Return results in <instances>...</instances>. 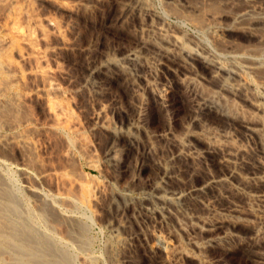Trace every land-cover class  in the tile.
Wrapping results in <instances>:
<instances>
[{"label":"bare ground","instance_id":"1","mask_svg":"<svg viewBox=\"0 0 264 264\" xmlns=\"http://www.w3.org/2000/svg\"><path fill=\"white\" fill-rule=\"evenodd\" d=\"M69 1L0 0V64L3 67V71L0 69V128H6L4 130L11 135L0 141L7 148L8 145L25 148L24 153L28 149L29 158L35 157V178L64 183L66 179L74 178L70 165L75 155L84 157L89 167H99L96 146L88 133H113L109 118L112 104L107 106L110 100L104 103L100 99L105 92H102L104 81L124 79L133 94L147 93L158 101H166L173 93L169 84V80H173L188 91L193 107L189 127L182 133V138L171 131L157 136L173 147L165 161L158 160L159 184L141 187L134 193L127 189V198L117 191L106 193L100 184L91 193L82 188L79 181L74 191L77 193L75 198L52 196L59 202L72 199L89 206L93 202H101L102 197L108 194L111 203H118L119 199L123 201V206H117V216L126 215L130 222L140 219L153 223L155 230L166 224L165 229L153 232V243L156 250L167 257L166 264H181L187 258L204 264L197 253L207 245H216L222 239L230 238L233 234L228 227L236 222L252 224L250 240L257 247H264V0H166L169 12L196 24L202 30L200 32L208 33L212 45L203 38L201 41L198 34L186 37L185 32L172 26L149 0H110L118 6L117 21L130 25L134 40L124 49L102 50L93 61L88 58L89 62L78 78H74L64 66L61 55L68 50L87 49V45L86 48H75L73 20H76L81 6L102 0ZM46 3L61 13L60 18L47 13ZM29 4H32L31 8L33 5L41 8L28 12L26 5ZM237 36H244L249 43L237 41ZM79 96L94 102L86 118L87 126L79 115L82 108L77 109L79 113L72 109L74 98ZM230 103L236 107V113L226 110L225 105ZM30 104L35 105L37 119H31L32 114L28 112ZM141 105L143 103L138 102L136 106L141 109ZM213 116L221 120L218 129L207 126L209 123L212 127L217 124ZM137 122L133 118L128 121L130 132L142 133ZM33 134L42 138L44 144H48L50 135L57 138L62 144L61 150L58 149L61 162L54 166L50 161L48 163V159L40 155L43 143L40 145ZM196 141L203 143V149L196 145ZM112 144L106 148V157L110 158L115 153ZM153 145L150 138L146 140L148 152L155 149ZM26 155H22L23 158ZM211 156L216 158L218 171L208 172L195 183L178 176L171 166L176 161H184L194 169L202 170V162ZM144 173L145 165L142 163L137 174L130 177L131 185L138 182ZM67 183L64 187L60 186L61 183L59 186L63 189ZM28 190L32 196L38 192L33 183H29ZM7 192L0 191V249L11 245L21 264H39L46 253L42 254L37 249L38 245L36 249L33 245L43 246V236L29 239L32 234H26L31 220L16 226L7 219L16 211L14 200ZM68 195L72 196V193ZM217 200H224L225 204L217 205ZM49 204L53 213L61 210L58 202L57 209L54 206L52 209L53 202ZM127 209L132 213L128 215ZM115 220V230L125 235L126 248L133 240L143 244L149 242L148 234L141 228L127 233L125 223ZM167 222H171L172 229ZM56 261L55 258L46 260L48 264H57ZM63 262L61 264L68 263ZM122 262L118 260L116 264Z\"/></svg>","mask_w":264,"mask_h":264},{"label":"rangeland","instance_id":"2","mask_svg":"<svg viewBox=\"0 0 264 264\" xmlns=\"http://www.w3.org/2000/svg\"><path fill=\"white\" fill-rule=\"evenodd\" d=\"M63 1L64 3H67L68 0H62V2ZM109 1L110 0H102L97 4H86L85 6H81L77 12V17L75 18L76 20H73L75 25V48H86L87 45V49L85 51L68 50L63 53V56L61 55V58L64 59L65 62L64 66L68 68L70 74L73 77L75 76L74 78L80 77L83 68L88 64L89 59L90 61H93L95 58H98L102 50L118 51L129 46V44H131L130 42L134 40V34L132 33L133 30L130 25L121 24L116 19L119 14L117 4L114 1ZM149 2L152 6H154L155 10L159 14L161 13L160 15L167 18L172 26H177L182 31H184L186 37L192 36L191 34H193L194 36L198 34L197 37H201V41L203 38V41H208V44L211 43L210 45L213 44L211 36L208 33L200 32L202 30H200L196 24H193L186 19L185 21L182 16L181 17L183 19L180 18V16L169 12V9H167L168 7L166 4V0H149ZM31 5L32 4L26 5L28 6V8H26V10L28 9V12L30 10V12H32L34 9L39 11V9L41 8L36 5H33L31 8ZM46 7V11L48 14H54L53 16L56 17H59L61 15L60 12L55 10L53 5L47 4ZM235 39L245 44L249 43L244 36H237L235 37ZM9 56L12 59L11 54ZM0 69H3L1 64ZM169 84L173 88L171 97L166 101H158L153 96L147 93H140V95L133 94L132 91L126 86L124 79L104 81L102 92H105L102 93L100 99L102 102L104 101V103L110 100L111 103L107 102V106L112 104L110 106L111 108L109 107V118L111 119L113 133H88L90 140H92V142L96 146L95 155L97 160H99V167L95 169L89 167L86 164L84 157L82 158V156L78 157L77 155H75L76 157L74 156V159L71 160V162L73 163L70 162V168L74 173V176L72 177L74 178H68V181L67 179L66 182L64 181V183L72 182L73 179V184L67 183L65 188L63 189V181L56 183L55 181H41L38 178H35L37 173V168L34 167L35 157L34 159L32 157L29 158L30 155L28 156L27 153L30 154V152L28 151V149H26L27 152L24 153L25 148L23 149L21 147L19 148L12 145H10L11 147L8 145L7 148V146L0 141V191H2V189L5 192L8 191L7 194H9L11 196L10 198L14 200L13 202L16 206V211H13V214H10V217H7V219L15 223L16 226L20 224L23 225L27 220L28 221L26 223H29L31 220L28 226L30 227V229H27L28 233L26 234H32V236L29 235V239L32 240V238L35 237L39 239L41 236L45 238L44 239L43 237H41V239L43 240V246L39 244L33 245L35 249L37 245L38 247L41 246L40 248L37 247L38 251H40L42 254H44V252L46 253L45 257L43 256L44 260H40L41 262H39V264H48L46 260H52V258H55L57 260V264L64 263V260L65 262L68 261V263L66 262V264H116L118 263V260L119 262L123 261V264L168 263L167 257L161 252L157 251L153 243L155 239V234L153 233L155 230L153 229V223L151 224L150 222H144L140 219H137L136 221L132 220L130 222L127 219L126 215L117 216V206L121 205L123 201L119 199L118 203H111L110 197L107 196L108 194L115 193L116 191V193L120 192L123 193V195L125 194L127 196L129 195L127 189L132 190V192L134 193L137 192V190L141 187L148 188L152 185H155L154 183H160L158 160L160 162L165 161L173 147L168 142L157 139V136L165 131H171L177 137L182 138V133H184L186 128L189 127V121L193 107L191 97L188 91L183 86L177 84L173 80H169ZM85 98L86 97L84 96L74 98V102L76 104L73 103L72 109L74 113H79V111L81 110V113H79V115L81 114L80 117H82V120L85 119L84 121H82V123L85 122L84 125L87 126L86 118L88 113L92 109L91 107L94 102L90 100L88 101L87 98ZM138 102L143 103V105H141V109L137 107ZM228 104L225 105V107L227 108L226 110L230 111L231 113L233 111L236 113V107H234L231 103L230 105ZM117 105H120L122 108ZM83 107L86 109V111ZM79 108L82 109L77 110ZM28 109L29 114H32L30 115L32 116V118L30 116L29 117L31 119H37L35 105L30 104ZM238 114L241 115L242 113L240 114L239 112ZM38 118H40L41 120L40 116H38ZM131 118L139 121L137 123H139V126H141L142 133H136L132 130L131 132L129 131V129L127 128V123ZM212 119L214 123L217 124H213L212 127V124L209 123L207 124V126L218 129V125H221V120L218 118V116H213ZM230 124L234 125L235 122H231ZM4 129L6 128H0V140H4L5 138L7 139L11 136L8 130ZM2 130L4 131V133ZM127 134L130 136V138ZM32 137H34V139L36 137L40 145H42L43 143V145L40 146V155H42V157H44L45 159L47 158L48 163L51 162L50 164L54 166V164H58L59 162H61V160H58V158L60 157L59 150H61L60 146H62V144L57 138L53 137V135H50L48 136V139L50 141H48V144H44V140L38 137L36 134H33ZM149 138L151 139L152 144L154 143L153 146L155 147V149L148 152L145 144L146 140ZM195 143L198 147L203 149L202 142L196 141ZM111 144L115 147V153L109 158L106 157L104 153L106 151V148ZM3 145L4 147H1ZM48 151L52 152L49 153ZM22 155H26L24 156L26 161ZM28 159H30V162ZM51 160H53V162L55 163H53ZM24 162H26V164H24ZM207 162L208 165L205 164ZM142 163L145 165V173L140 176V180L138 181L139 183L136 182L131 185L130 177L134 174H137L138 166ZM30 165H32L33 167L31 168ZM202 165L203 169L201 170L197 168L194 169L190 163L184 161H176L174 162V164H171L173 170L175 169L174 172H176V174L181 178H185L186 180H188L189 183L197 182L198 179L201 178V176L202 178H204L208 174V172L216 173L218 171L216 158L214 156L209 157L206 162H202ZM79 181L80 184L83 185L80 186L87 189L91 193L95 192L94 190H96L100 184L102 185L103 189L105 187L104 190L108 194L107 196L102 197L101 202H93L94 204H90L89 206L81 205L73 201L72 199H64V202L66 204L64 205V202L62 200L61 202H59L57 198L55 199L52 196L53 194H55L54 196H57L56 194H58L63 197L68 196L75 198L77 196V193H75V189L77 187L76 184H78ZM52 182H55L56 184L54 183L53 185ZM29 183H33L36 186V190L38 192L34 194L35 197L32 196V193L28 190ZM59 184L60 186L62 185V187H60ZM71 184L76 186L72 188ZM54 186L55 188L57 186L60 188L55 190ZM86 186L90 189H88ZM52 190L55 191L51 192ZM70 192L72 193V196L68 195L70 194ZM49 198H51L52 200ZM70 200L73 202H71ZM50 202H53L52 209L53 206L57 209V205L59 204L58 207L61 210H57L56 213H53L54 211H51L49 207V205H51L49 204ZM62 204L66 207H63ZM216 204L224 205L225 201L217 200ZM193 209L197 210L198 208L193 207ZM127 210L128 215L132 213V211H130L129 209ZM35 213L37 214L36 216ZM27 214L30 215V217ZM35 217L39 218L40 220H37ZM115 219H119L120 221L125 223L126 229L128 231L127 233H134L137 229L141 228L148 234L149 242L143 244L137 240H133V243L131 242V245L126 248V246L124 245L125 235L121 232L118 233L115 230ZM171 225V222H167V226L170 229H172ZM165 226L166 224L160 227L158 226L159 228L156 227L155 232H159L162 228L165 229ZM228 229V231L233 234L230 238L222 239L220 242H217L216 245H207V247L204 248L200 253H197V255H199L204 261V264H264V247H257L250 240L252 224H243L241 222H236V224L230 225ZM183 241L185 240L183 239ZM203 241L205 243H208V240L204 239ZM11 247V245H7L6 247L0 249V264H21L20 258L18 257V255H14V253L16 252L15 250L11 249ZM46 247L47 249L44 250V248ZM35 251L37 252V250H34V252ZM181 264L198 263L195 260L187 258L182 260Z\"/></svg>","mask_w":264,"mask_h":264}]
</instances>
